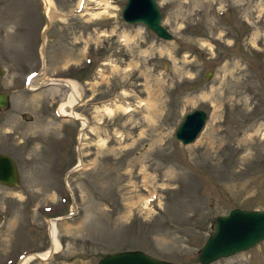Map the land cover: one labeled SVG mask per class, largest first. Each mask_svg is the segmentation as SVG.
I'll use <instances>...</instances> for the list:
<instances>
[{"label":"rangeland","instance_id":"obj_1","mask_svg":"<svg viewBox=\"0 0 264 264\" xmlns=\"http://www.w3.org/2000/svg\"><path fill=\"white\" fill-rule=\"evenodd\" d=\"M96 1L109 14L81 13ZM124 1L50 0L48 20L42 0H0V152L19 174L0 184V264L50 248L54 217L57 249L23 264L123 249L200 264L215 216L264 207V0H155L170 39L122 20ZM55 79L75 82L86 126L56 113ZM194 108L205 122L181 143ZM207 264H264V238Z\"/></svg>","mask_w":264,"mask_h":264},{"label":"water","instance_id":"obj_2","mask_svg":"<svg viewBox=\"0 0 264 264\" xmlns=\"http://www.w3.org/2000/svg\"><path fill=\"white\" fill-rule=\"evenodd\" d=\"M137 0H125L120 10L122 20L131 23H142L157 36L170 39L168 30L161 24V13L155 0H143L148 9L147 13L135 10ZM46 25L48 20L45 21ZM45 29H42L44 33ZM208 74H205V77ZM264 100V87L262 89ZM6 104L5 93L0 91V107ZM207 113L201 108L185 112L176 125L173 136L181 143L192 141L205 122ZM0 183L10 187L19 185V174L16 162L0 152ZM240 221L241 223H237ZM237 224V226H232ZM264 238V207L260 209H245L232 207L222 215L214 217L212 232L205 238L198 249L197 261L207 264L220 257L248 249ZM95 264H179L150 255L140 249H123L108 252L97 259Z\"/></svg>","mask_w":264,"mask_h":264},{"label":"bare ground","instance_id":"obj_3","mask_svg":"<svg viewBox=\"0 0 264 264\" xmlns=\"http://www.w3.org/2000/svg\"><path fill=\"white\" fill-rule=\"evenodd\" d=\"M44 7H45V13H46V17L49 20L50 18H52L55 14L54 11L51 8V4H50V0H42ZM96 6H93V9H88L86 10V7L83 8L84 10L81 12L82 14H87L90 17H99L102 14H109L108 11V7L107 4L102 2V1H96L95 3ZM92 8V7H90ZM135 10L139 11L141 13H147L148 9L146 3L143 0H137L135 3ZM50 82H55V83H63L66 84L67 86H69L70 88V96L69 98L66 100V102H61L58 106V109L56 110V113H58L59 115H66V116H71V117H75V118H79L80 120V125L81 127H84L87 125L86 119L85 117H83L82 115L78 114L77 112H75L72 109V106L78 101L79 99V95H78V91L76 90V84L75 82H73V80L70 79H55V80H50ZM33 86V85H32ZM113 107H120L123 110H128L130 109L129 106V102L128 103H120V104H112ZM110 103H105L104 105H102L101 108H103L106 112L111 113L113 111V107ZM80 164V158L78 157V162L75 164L79 165ZM237 223H241L240 221H238ZM232 226H237V224H234ZM48 228H49V235H50V239H51V245L50 248H48L45 251L42 252H36V253H30L27 255L22 256L19 259V264H23L25 261L27 262L28 259H31L33 257H37L39 259H45L48 256H50V254L55 251L58 247V241L56 238V228H55V219L51 218L49 220L48 223ZM25 262V263H26Z\"/></svg>","mask_w":264,"mask_h":264}]
</instances>
